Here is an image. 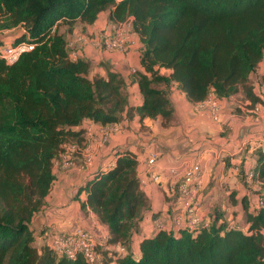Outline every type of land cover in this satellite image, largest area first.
<instances>
[{
    "label": "trees",
    "instance_id": "16d2710c",
    "mask_svg": "<svg viewBox=\"0 0 264 264\" xmlns=\"http://www.w3.org/2000/svg\"><path fill=\"white\" fill-rule=\"evenodd\" d=\"M104 10L111 23L133 18L144 71L135 70L130 82L109 68L92 74L91 61L72 58L60 32L62 23L92 24ZM19 26L25 32L14 42L35 46L11 64L0 56V264H88L81 254H58L47 241L38 246L31 226L56 177L55 162L68 144L82 146L84 122L115 125L127 109L141 119L161 116L167 126L173 83L192 103L236 94L252 106L262 102L252 75L264 59V0H0V29ZM133 82L143 96L136 107L129 106ZM256 141L242 148L237 165L236 182L246 189L257 184L253 192L262 201L249 205L242 198L246 229L217 209L209 225L196 230L157 226L141 234L150 202L136 154L121 152L81 188L82 209L108 230L96 247L99 264H264V138Z\"/></svg>",
    "mask_w": 264,
    "mask_h": 264
},
{
    "label": "crops",
    "instance_id": "0c3cea01",
    "mask_svg": "<svg viewBox=\"0 0 264 264\" xmlns=\"http://www.w3.org/2000/svg\"><path fill=\"white\" fill-rule=\"evenodd\" d=\"M108 16L109 11L104 10L92 24L77 21L69 27L62 23L60 32L65 33L70 51H77L78 57L91 61L92 74L105 75L109 68L121 73L130 82L133 79L132 68L144 71L140 61L142 45L138 34L134 33L132 46L126 52L98 49L89 40L84 43L77 41L79 34L94 37L109 28L112 23ZM132 20L130 17L126 21L131 23ZM5 31L9 32L8 36ZM24 32L25 29L20 26L0 29V41L14 42V38ZM161 72L165 73L166 69H161ZM128 91L130 107L142 104L143 96L137 82L130 84ZM239 95V103L233 102L235 95L227 100L218 99L221 105L216 119L211 110L200 106V102H190L173 83L170 100L174 116L167 126L163 125L161 116L141 119L135 111L129 116L126 109L122 120L114 125L115 129L103 140L107 126L92 121L84 122L85 140L79 150L70 153L73 165L67 169L54 165L56 177L50 192L32 218L31 226L37 233L36 244L40 246L45 241L49 242L55 232H68L77 227L90 230L99 244L105 243L107 226L93 212L82 209L86 191L81 188L96 174L109 170L124 150L136 154L142 188L150 202L140 221L141 234L154 233L160 222L167 228L173 225V216L182 205L177 183L185 169L196 161L201 162L204 168L202 213L214 216L217 209H222L229 220L232 217L235 220L242 219L244 224L241 227L246 229L248 225L242 198L247 197L248 204L255 205L259 195L253 190L258 185L254 183L252 189H246L237 183V165L241 160L242 148L247 144L255 145L258 136L264 138V98L252 106L250 100ZM151 152L157 154L153 164L148 163ZM225 186L230 190L228 193ZM233 190L236 191V202L230 199ZM228 210L231 213L226 216ZM139 241L136 235L132 243L134 252L139 250Z\"/></svg>",
    "mask_w": 264,
    "mask_h": 264
},
{
    "label": "built area",
    "instance_id": "2783aa9c",
    "mask_svg": "<svg viewBox=\"0 0 264 264\" xmlns=\"http://www.w3.org/2000/svg\"><path fill=\"white\" fill-rule=\"evenodd\" d=\"M134 32L131 30V23L128 21L112 23L109 28L105 29L100 37H89L85 34H79L77 41L84 43L89 40L98 49L117 50L121 52L128 51L132 46V36ZM35 43L28 39L18 42H4L0 45V56L8 63L15 62L22 53L30 51L34 48ZM69 46V45H68ZM72 58L78 57L77 51H70ZM132 72L136 69L132 68ZM258 92L261 99L264 98V83L257 84ZM202 107L212 111L213 117L218 119L220 102L214 96L210 95L204 101L200 102ZM115 129L114 125L107 126L103 132V140H106L110 132ZM78 144H68L61 159L55 162L67 169L73 165L71 152L79 150ZM157 159V154L151 152L148 156V163L153 164ZM252 172L249 173L251 178ZM155 179L157 177H154ZM204 168L201 162L196 161L189 165L182 177L177 183V192L181 198L182 205L179 211L173 216V226L176 230L185 227L190 230H196L200 226H208L212 221V216L202 213L201 208L204 201ZM257 205H261L262 201L258 199ZM232 222V221H231ZM234 224V222H232ZM159 228H167L163 223H158ZM49 243L58 254L65 255L69 258H75L83 255L88 264H99L101 261L100 253L97 252V238L93 232L83 227H77L68 232H55ZM124 249L123 247L121 248Z\"/></svg>",
    "mask_w": 264,
    "mask_h": 264
},
{
    "label": "rangeland",
    "instance_id": "374dc122",
    "mask_svg": "<svg viewBox=\"0 0 264 264\" xmlns=\"http://www.w3.org/2000/svg\"><path fill=\"white\" fill-rule=\"evenodd\" d=\"M102 33H103V32H102ZM102 33H101V34H102ZM101 34H100V35H99V34H97V35L95 34L94 37H100ZM5 35L8 36V35H9V32L5 31ZM85 35H86V34H85ZM87 36H90V35H87ZM90 37L93 38V35L90 36ZM4 38H6V37H4ZM6 43H7V42H6ZM263 72H264V59H263L262 62L259 64V66H258L257 70L255 71V73L252 75V81H253L254 83H256V85L260 82L259 80H260L261 74H262ZM240 97H241V96H240L239 94L235 95L234 98H233V102H234V103H239L240 100H241ZM227 186H229V184H227ZM227 186H225V187L227 188V193H228L230 190L228 189ZM205 192H206V191H205ZM232 212H233V211H232ZM229 213H231V210H228V213H227L226 216H229V215H230ZM226 218H227V217H226ZM230 220H233L234 223L237 224V225L240 224V226H242V225L244 224L242 219L235 220V219L232 217Z\"/></svg>",
    "mask_w": 264,
    "mask_h": 264
}]
</instances>
